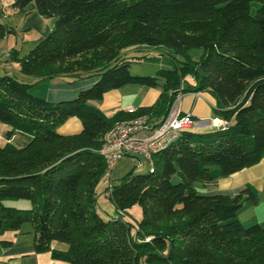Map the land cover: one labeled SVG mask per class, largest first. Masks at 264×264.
Here are the masks:
<instances>
[{"label": "trees", "instance_id": "trees-1", "mask_svg": "<svg viewBox=\"0 0 264 264\" xmlns=\"http://www.w3.org/2000/svg\"><path fill=\"white\" fill-rule=\"evenodd\" d=\"M10 9L35 11L50 30L26 54L9 53L30 83L0 74V123L8 126L0 145V235L29 223L34 251H49L56 264H264V223L244 226L237 218L257 197L248 189L229 196L193 188L211 183L212 169L226 177L264 157V0H12ZM10 31L0 21V39ZM129 47L160 48L171 66L132 75L131 60L121 57ZM191 49L201 51L195 60ZM90 77L94 82L70 100L48 102L29 92L40 81ZM180 82L183 93H208L212 117L225 126L182 131L152 156L146 173L110 184L106 198L116 212L140 207L135 227L102 217L95 187L105 171L97 154L104 133L141 115L158 125ZM129 84L160 88L158 100L111 116L91 106ZM70 117L80 131L59 134ZM17 135L23 140L14 142Z\"/></svg>", "mask_w": 264, "mask_h": 264}, {"label": "crops", "instance_id": "crops-1", "mask_svg": "<svg viewBox=\"0 0 264 264\" xmlns=\"http://www.w3.org/2000/svg\"><path fill=\"white\" fill-rule=\"evenodd\" d=\"M11 3L12 0H0V6L3 9L0 21L5 22L10 28L19 29L23 33L32 31L33 36L26 41L29 47L34 46L48 34L50 30V21L42 19L35 11H31L25 15L17 13L15 10L10 9ZM10 17L15 18L11 21L9 19ZM13 25H16V27H13ZM3 38H5V42H7L8 37L5 35ZM12 50H14V48L11 49V51ZM8 51L4 45H0V59L5 53H10ZM22 51V47L21 50H17L19 56L27 53H22ZM12 64L11 62L10 67L3 63L0 64V71H10L13 73L10 75L15 79L20 78L19 81L30 83L31 78L20 74L18 68H14ZM155 72H153L151 76L154 75ZM94 80L95 77H90L70 84L61 79L40 81L35 83L30 88L29 92L33 96L48 102L65 101L73 99L80 90L88 88ZM188 82L191 83L192 80ZM180 93V112L189 113L193 119L197 121L209 118L213 121L222 122L212 117L211 107L213 105V99L208 93ZM159 95L160 88L158 87L149 88L141 85L129 84L107 91L103 94L100 101L91 102L90 104L102 111L106 116H111L116 111H133L140 107H149L156 103ZM80 129L81 125L79 120L70 117L57 128V132L61 135H72L78 133ZM211 129L212 128L208 126H204L197 131H207ZM210 175L213 177L211 183L204 185L200 183L202 186V194L219 193L233 196L240 190L248 189L257 197L256 204L252 205L249 202L243 203L238 211L237 218L243 224L264 223V157L255 165L244 168L229 176L219 177L217 171L214 169L210 171ZM21 228L22 226L15 233L4 232L0 235V240L9 242L5 246H0V264H56L51 258L49 251H34L32 246V227H25L24 230ZM51 247L64 249V246H59L57 244H51Z\"/></svg>", "mask_w": 264, "mask_h": 264}, {"label": "rangeland", "instance_id": "rangeland-1", "mask_svg": "<svg viewBox=\"0 0 264 264\" xmlns=\"http://www.w3.org/2000/svg\"><path fill=\"white\" fill-rule=\"evenodd\" d=\"M10 16V15H9ZM15 18V17H14ZM13 17L9 18L11 21L14 19ZM5 23V22H4ZM6 24V23H5ZM14 24V23H13ZM16 27V25H13V27ZM7 27H9L7 25ZM11 31L6 34L7 42H5V38L0 39V45H4L6 47V50L8 52L11 51V49L14 48V50H21L22 47V53L27 52L29 50V45L27 44L28 39H30L33 36V32L29 33H23L19 29L10 28ZM21 43V45H20ZM200 50L197 49H191L188 51V55L193 59H197L200 55ZM7 55V57L5 56ZM1 59H6L7 61L1 62L0 64L8 65L10 67V61H9V53H5ZM121 57L127 58L131 60V64L129 65V73L136 76H151L153 72L159 70V69H168V67L171 66V60L168 57L167 54L164 53V51L160 48H140V47H129L124 49L121 52ZM12 66L14 68H18L16 63H13ZM3 73H9L13 74L10 71H0V74ZM11 76V75H10ZM187 78V77H185ZM15 79V78H14ZM20 78H17L15 80L19 81ZM187 80H192L191 78H187ZM190 83V82H189ZM184 83L180 82L177 87V93L181 92V89L184 87ZM129 120V119H128ZM206 120H210L209 118ZM123 121V120H122ZM120 122V121H117ZM8 129V126L0 123V145L3 144L4 139L2 137V134ZM23 140V137L17 135L14 137V142H20ZM148 170L147 163L140 157L135 158H128L124 157L121 158L118 162H116L115 166L110 172V177L107 179L105 175H103L98 182V184L95 187V192L97 194V210L101 214L102 217L106 218L107 216L110 217H119L125 221H128L131 225L135 227V223L140 220L141 218V212L140 207L138 205H134L131 208H129L126 212V214H122L120 212H116L109 200L104 196L105 190L108 188L110 184H117L119 183L123 177H125L127 174H144ZM105 172V171H104ZM171 182L176 183L178 182V179L176 177L171 178ZM193 188L197 193H201L202 186L199 182L193 183ZM3 205L14 207L17 209H27L29 207V203L26 200H4ZM243 224V223H242ZM244 226H249L251 224H243ZM31 228L29 223L22 224V230L24 228ZM144 242H148L149 239L147 237L143 238ZM52 245L57 244L59 246H64V244L59 242H51Z\"/></svg>", "mask_w": 264, "mask_h": 264}, {"label": "built area", "instance_id": "built-area-1", "mask_svg": "<svg viewBox=\"0 0 264 264\" xmlns=\"http://www.w3.org/2000/svg\"><path fill=\"white\" fill-rule=\"evenodd\" d=\"M0 11L1 13L3 11L1 6ZM180 98L181 93L178 92L168 113L156 126L151 127L148 117L141 115L115 122L107 129L97 150L98 156L104 161V175L107 179L116 162L121 158L140 157L150 167L152 156L174 142L182 131H197L204 126L212 129L225 126V122L211 119L197 121L189 113L180 112ZM109 191L110 185L104 192L105 197L109 195Z\"/></svg>", "mask_w": 264, "mask_h": 264}]
</instances>
